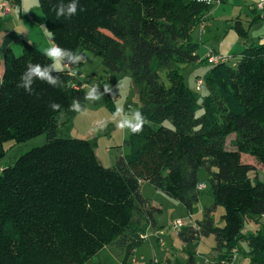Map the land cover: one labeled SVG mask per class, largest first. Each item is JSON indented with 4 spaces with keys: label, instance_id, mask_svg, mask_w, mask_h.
<instances>
[{
    "label": "trees",
    "instance_id": "16d2710c",
    "mask_svg": "<svg viewBox=\"0 0 264 264\" xmlns=\"http://www.w3.org/2000/svg\"><path fill=\"white\" fill-rule=\"evenodd\" d=\"M7 2L20 8L22 0ZM58 2L38 0L53 43L92 52L109 74L129 73L144 82L149 95L139 110L146 123L141 133L129 132V152L105 167L89 140L58 136L74 113L69 110L73 99L87 102L86 91L71 86V70L61 73V87L36 80L26 92L17 87L26 65L50 61L26 40L20 56L7 48L0 84V160L8 142L45 136L46 143L0 170V264H87L109 246L124 252L126 264L149 228H156L154 215L163 213L142 196L141 186L152 185L193 214L202 195L201 171L209 175L213 204L203 209L195 227L179 232V239L199 245L214 236L218 257L209 264H226L245 242L249 264H264V234L243 233L247 220L258 223L264 216V182L254 180V167L242 161L248 155L264 167V44L247 47L233 61L212 64L204 75L207 94L199 101L183 69L200 60L192 36L213 5L79 0L84 11L57 20L52 9ZM234 28L246 39L241 23ZM50 102L61 108L52 111ZM103 105L110 113L117 109L110 94L103 95ZM219 207L222 227L213 216ZM184 264H195L193 252Z\"/></svg>",
    "mask_w": 264,
    "mask_h": 264
},
{
    "label": "rangeland",
    "instance_id": "374dc122",
    "mask_svg": "<svg viewBox=\"0 0 264 264\" xmlns=\"http://www.w3.org/2000/svg\"><path fill=\"white\" fill-rule=\"evenodd\" d=\"M7 1L8 0L4 1V3L6 2L8 7L11 8V4ZM23 1L25 2V9L28 15L25 14V18L23 17L22 21L18 12L12 11V19H7L6 22L0 25V32L2 31L4 33V31H7V29L4 28L6 24H8V30L9 26L15 24L17 27L13 26L14 28H18L19 26L21 29H25V27L26 29L29 27L32 28L30 24L31 21H33L32 24L35 22L36 25L31 29V32L34 38H37V47L45 52L48 47L52 46L53 41L51 35L45 28L44 16L39 8L38 0ZM238 1H236L237 4L240 3ZM16 8L11 9L17 10ZM235 11L238 14L239 10L237 7ZM3 19L4 15L0 12V20ZM42 31H44V34H42ZM23 41L24 40L20 38L19 49L17 47L15 50L16 56H20L22 53ZM198 44V56L204 59L207 54L209 55L210 50L208 49H211V45L204 46L202 42H198ZM208 55L206 57L207 61L209 60ZM83 56L84 59L71 69V75L74 78L71 83L72 87L75 89H83L87 93L89 85H99L101 92H103V90L111 92L110 96L113 98L116 107L124 111L139 110L147 102L149 95L148 87L140 79L133 78L129 73L111 75L103 66L102 59L99 56L92 52H85ZM80 64H82L81 67H79ZM206 65L205 62H202L200 66L195 65L187 69L184 67L183 69L185 83L198 93L199 101L202 96L207 94V89L204 78L197 77L206 74ZM152 66H155V62ZM78 71L83 75H80ZM161 75L162 82L167 85L168 83L164 78V74ZM199 80L203 82L201 86L198 84ZM83 106L85 111L83 113L74 112L70 117V122L59 129L58 136L61 138L89 140L94 145L100 162L105 167L115 166L117 159L120 158L122 154H127L129 152L126 146V142L129 139V132L120 130L116 123L112 121L111 113L103 105V95L95 102L87 100ZM202 114L203 111L200 110L197 116L200 117ZM165 126L171 127L170 123H165ZM234 140V135L229 137L227 142V147L229 149L233 148ZM45 143V136H39L21 144L15 142L6 143V155L0 160V168L12 166L21 156L34 148L43 146ZM242 161L254 167V171L251 173V177L254 180L264 182V167L262 165L248 155H243ZM208 178L209 175L206 171L200 172V184L204 185L205 188L202 191L200 202L194 207L192 215L182 204L155 189L152 185L144 183L141 186L142 196L149 199L155 208H160L164 211L163 213H156L154 215L159 228H149L143 246L136 250L137 252H135L134 256L131 257L126 264H165L167 261L170 264H184L187 262L190 252H193L195 256V264H209L217 259L218 252H216V241L214 236L203 238L199 245L184 244L178 236L181 230L195 227L196 222L202 219L203 209L213 204V198L210 196L209 192L210 185ZM223 214L224 209L219 207L213 215L217 227L223 226L221 221ZM178 219L183 221V227L176 233L173 230V223ZM259 231L264 234V216L260 218L258 223L250 219L246 221V226L243 231L244 235H255L259 233ZM247 251V243L241 242L238 250L232 254V257L226 261V264H249V260H247L245 256ZM166 255L168 256L166 257ZM124 258L125 254L120 248L117 246H109L103 249L87 264H124Z\"/></svg>",
    "mask_w": 264,
    "mask_h": 264
},
{
    "label": "crops",
    "instance_id": "0c3cea01",
    "mask_svg": "<svg viewBox=\"0 0 264 264\" xmlns=\"http://www.w3.org/2000/svg\"><path fill=\"white\" fill-rule=\"evenodd\" d=\"M4 1L6 0H0V3H4ZM236 1L238 0H216V3L211 10L204 14L198 24L192 36V40L196 44H198V42H202L204 46L210 44L211 49H208L210 50L209 55L213 54L216 56L228 57L233 61V59H238L247 47L251 45L264 44V11L257 7L258 0H239L238 2L240 3L238 4ZM236 7L239 10L238 14L235 11ZM16 9L17 10H13L9 8V11H0L1 14L4 15V19L0 20V25H2L3 22H6L7 19H12V11L18 12V15L23 21L25 14L28 15L25 9V2L22 0L20 8ZM32 22L33 21H31L30 25L34 28L36 24L35 22L32 24ZM236 22L241 23V25L247 30L246 39H242L236 32L234 28ZM13 26L17 27L15 24L9 26L8 30V24H6L4 28H6L7 31H4V33L2 31L0 32V82L4 72L3 55L5 50L7 48H11L15 53L17 47L19 49L20 38L32 43L35 46L38 44L36 40L37 38H34L31 32L32 28L29 27L26 29L25 27V29H21L20 26L18 28H14ZM42 34H44V31H42ZM206 57L204 59L199 57L200 60L195 65L200 66L202 62H205L207 64V73L213 65H211L209 60H206ZM73 67L74 66H69L68 68L71 70ZM189 67L190 66L185 69ZM197 78H204V76H198ZM123 155L126 154H122L121 156ZM1 169L3 168L1 167L0 170ZM156 228L159 227L156 225ZM167 256L168 255H166V257Z\"/></svg>",
    "mask_w": 264,
    "mask_h": 264
},
{
    "label": "clouds",
    "instance_id": "9594fccd",
    "mask_svg": "<svg viewBox=\"0 0 264 264\" xmlns=\"http://www.w3.org/2000/svg\"><path fill=\"white\" fill-rule=\"evenodd\" d=\"M52 11L55 13L56 19L59 20L60 18L71 19L77 15L78 11H84V9L80 7L79 0H59ZM44 55L50 63L44 65L28 63L26 70L20 76V81L17 84L18 88H22L26 92L31 93L32 86L36 80L47 83L53 88L61 87L63 81L60 77L64 69L77 65L84 59L83 54L71 49L62 48L55 43L45 50ZM104 94H111V92L102 93L99 85H89L85 99L95 102ZM49 108L52 111H57L61 108V105L56 102H50ZM69 110L77 113H83L85 111L84 106L75 98L69 105ZM111 119L120 130H126L131 134L141 133L146 123V117L140 110L124 111L121 108H117L115 112L111 113Z\"/></svg>",
    "mask_w": 264,
    "mask_h": 264
},
{
    "label": "built area",
    "instance_id": "2783aa9c",
    "mask_svg": "<svg viewBox=\"0 0 264 264\" xmlns=\"http://www.w3.org/2000/svg\"><path fill=\"white\" fill-rule=\"evenodd\" d=\"M191 1L197 2V3H202V4H205L208 6H212V5L214 6V4L216 3V0H191ZM257 7L260 10L264 11V0H258ZM0 11H9V7H8V4L6 2L0 4ZM208 59H209V62L211 63V65L217 64L219 62H224V61L230 60L228 57H221V56H216L213 54L209 55ZM67 70H69V68H67ZM198 84L201 86L203 84V82L201 80H199ZM197 90H199V89H197ZM204 188H205V186L200 184L199 190L203 191ZM182 227H183V221H181L179 219L173 223V230L176 233L179 232ZM145 237H147V236H145Z\"/></svg>",
    "mask_w": 264,
    "mask_h": 264
}]
</instances>
